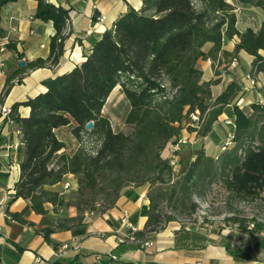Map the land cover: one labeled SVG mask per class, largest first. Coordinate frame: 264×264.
<instances>
[{
	"label": "trees",
	"instance_id": "obj_1",
	"mask_svg": "<svg viewBox=\"0 0 264 264\" xmlns=\"http://www.w3.org/2000/svg\"><path fill=\"white\" fill-rule=\"evenodd\" d=\"M8 1L12 0H0V10ZM237 2L264 11V0ZM67 11L37 0L35 16L52 21L55 30L49 56L26 62L9 75L0 105L11 82L19 81L27 70L57 62L68 33ZM236 22L235 7L228 0H142L138 9L129 7L110 29L91 37L78 64L43 80L44 91L10 106L9 118L17 123L23 142L10 201L28 199L37 214H46L50 204L58 213L63 210V187H50L59 183L70 186L65 181L70 174L79 197L86 191L93 197L102 193L106 203L100 210L86 206L81 215L59 217L52 226L34 229L35 233L46 242L57 230L76 226L75 234L84 233V227L78 226L83 213L112 207L121 189L129 184L148 186L146 221L141 231L133 233L135 238L175 221L172 215H161L162 198L173 202L171 209L175 212L187 201L193 211L196 204L192 197L215 182L241 199L264 194V102L251 103L249 112L233 105L231 145L216 156L198 150L176 178L169 157L163 154L167 144L176 142L183 130L205 137L240 91L239 84L231 81L213 94L212 87L219 79H202L199 60H209L212 66L219 63L225 39L237 36L234 54L243 50L253 57L249 72L254 77L264 73V55L260 53L264 51V20L256 30H239ZM116 86L128 103L124 122L132 127L129 134L113 130L102 114ZM21 105L29 109L23 117L18 112ZM90 121L92 126L86 129ZM71 124L69 131L77 147L72 153L60 152L55 159L66 147L55 130ZM92 140L94 147L90 145ZM6 214L21 224L34 225L19 213L6 209ZM254 228L264 227L257 223Z\"/></svg>",
	"mask_w": 264,
	"mask_h": 264
},
{
	"label": "crops",
	"instance_id": "obj_2",
	"mask_svg": "<svg viewBox=\"0 0 264 264\" xmlns=\"http://www.w3.org/2000/svg\"><path fill=\"white\" fill-rule=\"evenodd\" d=\"M228 1L235 7L236 25L239 30L246 27L256 30L260 27L264 15L259 14L257 22L254 20L257 7L240 4L237 0ZM51 4L76 12L63 42L62 54L53 65L46 64L44 67L27 70L19 81H16V76L12 78L11 81L15 80L11 82L8 93L3 97L5 105L23 102L28 97L44 91L43 80L78 64L82 60L84 50L89 46V39L98 37L110 29L117 17L129 7L138 9L142 0H53ZM36 9L37 0H12L1 7L0 94L9 75L18 71L26 62L49 56L50 41L55 30L52 21L35 16ZM99 14L104 16L102 21L97 19ZM237 42V36L223 41L220 62L216 65L212 66L209 60L198 62L203 80L219 79L218 84L212 87L213 94H218L231 81H236L239 85L245 82L243 77L249 72L253 57L243 50L234 54L233 49ZM260 53L264 55V51ZM233 57L237 58V63L231 67L229 64ZM20 60L24 61L23 66L19 65ZM216 68L221 70V73L216 74ZM262 78L264 73L256 75L257 88L253 91H239L235 94L217 121L226 117L228 114L225 109H233V105H237L239 100L241 102L237 106L240 109L243 106L249 108L253 102H264V95L261 99L257 97L264 93ZM28 111V107L22 105L18 108L22 117L26 116ZM71 126L72 124L68 127ZM58 129L55 133L60 139L57 135ZM181 136H190L195 141L197 139L194 133L185 130ZM76 147L75 141V149ZM166 147L168 153L164 154L163 151V154L169 157L170 143ZM185 147L191 148L192 159L197 150L193 145ZM63 151L68 152L65 147L57 153L55 159ZM180 153L183 154L184 151ZM22 154L23 142L17 123L1 121L0 264H30L36 256L46 259L50 264H264V257H252L238 238L225 229L215 231L204 226H188L173 221L157 232L149 233L143 238H135L133 233L141 231L146 221V184L124 186L110 208L103 211H85L81 224L78 225L80 228L84 227V233L75 234L73 229L76 226L72 230H57L50 234V241L46 242L34 229L52 226L57 218L73 217L77 212L66 213L61 210L55 213L51 205L47 204L49 211L46 214H37L31 209L28 199L19 197L10 201L14 183L19 175ZM65 181L76 185L74 177L70 174L66 176ZM62 187V183H59L50 189L61 190ZM6 209L19 213L34 225L11 220L6 214ZM124 213L127 215L124 216ZM64 245L66 247H63Z\"/></svg>",
	"mask_w": 264,
	"mask_h": 264
},
{
	"label": "rangeland",
	"instance_id": "obj_3",
	"mask_svg": "<svg viewBox=\"0 0 264 264\" xmlns=\"http://www.w3.org/2000/svg\"><path fill=\"white\" fill-rule=\"evenodd\" d=\"M259 14L264 15V12H262V9L256 8L254 17L256 22L260 18ZM215 71L216 74L221 73V70H217V68ZM261 80L264 81V78ZM256 88L257 83L251 91ZM262 95L264 93L257 96L258 99H261ZM242 109L249 112L247 106H243ZM127 110L128 103L120 88L116 86L107 98L102 109V114L109 119L113 130L122 131L126 134L132 132V127L124 122ZM225 112L228 115L216 121L211 131L205 137H197L195 141L190 136H181V138H185L186 143L180 145L176 165L174 167L171 166L173 168L174 178L180 175L181 170L191 160V148L186 149L185 145H189V147L193 145L195 150L202 149L207 155L212 156L218 155L222 151L221 146L232 135L234 129L233 109L227 108ZM226 119H229L231 122L227 123ZM69 129L70 127H60L57 135L64 141L67 151L72 153L75 150V139ZM94 144L92 140L90 142L91 147H94ZM182 146L184 147L181 148ZM182 151H184L183 154L180 153ZM166 153H168L167 147L164 150V154ZM161 187L167 189L168 186L162 185ZM76 188V185L70 184L68 188L62 189L61 199L63 200V211L66 213L68 211L77 212V215H81L83 207L86 206H91L96 210L104 208L106 203L102 193H98L93 197L86 191L83 197H79L76 193ZM91 199L93 200L92 203H90ZM191 201L196 204L193 211L190 210L191 202L187 201L185 207L173 212L171 209L173 202L162 198L159 201L161 215L163 217L172 215L175 221L182 225L204 226L215 231L228 230L229 233L238 238L241 245L247 249V252L252 257H264V228H259L258 230L254 228V225L257 223L264 227V194L254 199H241L229 194L218 182H215L205 187L201 194L194 195ZM232 217L239 219L238 222L231 220Z\"/></svg>",
	"mask_w": 264,
	"mask_h": 264
},
{
	"label": "built area",
	"instance_id": "obj_4",
	"mask_svg": "<svg viewBox=\"0 0 264 264\" xmlns=\"http://www.w3.org/2000/svg\"><path fill=\"white\" fill-rule=\"evenodd\" d=\"M53 0H46V2L51 3ZM76 15L75 10L73 9H68L67 11V15H66V32L69 31L70 26L72 24V21L74 19ZM98 21H102L104 19V16L102 14H99L97 17ZM0 48H2V45L0 46ZM237 63V58L233 57L230 61V66L234 67ZM243 79L245 80V82H241L240 83V91L241 92H249L251 91V89L254 88V86L257 83L256 77H254L250 72L245 73ZM240 100L237 101V105H240ZM239 107V106H238ZM11 109L10 106L5 105V104H1L0 105V122L1 121H6L8 123H12L13 121L9 118ZM227 123H230L231 121L229 119H226ZM186 143L185 138H179L176 142L171 144V155L169 157V164L174 167L176 165V160L178 158V154L177 152L180 150V145ZM231 145V136H229L225 143L221 146V150L226 149L227 147H229ZM68 183H65L63 185V189L68 188ZM127 214L124 213V216H126ZM151 244V243H148ZM63 247H66L65 245ZM75 247H77V245H75ZM30 264H50L46 259H43L42 257L36 256L34 257V259L32 260V262Z\"/></svg>",
	"mask_w": 264,
	"mask_h": 264
},
{
	"label": "water",
	"instance_id": "obj_5",
	"mask_svg": "<svg viewBox=\"0 0 264 264\" xmlns=\"http://www.w3.org/2000/svg\"><path fill=\"white\" fill-rule=\"evenodd\" d=\"M19 65L23 66V65H24V61L20 60V61H19ZM91 126H92V122L90 121V122H88V123L86 124L85 128H86V129H90Z\"/></svg>",
	"mask_w": 264,
	"mask_h": 264
}]
</instances>
